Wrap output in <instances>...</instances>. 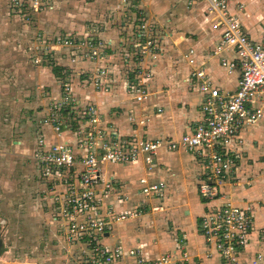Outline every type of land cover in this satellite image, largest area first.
Returning <instances> with one entry per match:
<instances>
[{
  "label": "crops",
  "instance_id": "0c3cea01",
  "mask_svg": "<svg viewBox=\"0 0 264 264\" xmlns=\"http://www.w3.org/2000/svg\"><path fill=\"white\" fill-rule=\"evenodd\" d=\"M67 2L50 0V7L42 12L44 26L40 28L45 33L52 29L51 34L46 33L48 38L52 35L76 39L89 36L88 30L96 28L100 36L109 43V93H93L87 87H82L81 93L90 96L94 105L96 104L97 113L103 121L101 128L106 127V131L117 140H178L183 134L192 131L201 118L203 98L197 90V81L189 79L194 69H203L213 86L221 93L231 94L237 90L240 78L238 57L233 49L222 50L213 55L214 48L220 41L221 30L211 26V16L204 0H133L129 8H125L119 0H76L72 1L73 4L76 3L74 9H69ZM239 4L244 5L242 10L238 9ZM136 7L143 10L146 19L157 21L168 34L162 43L161 57L151 65L153 77L148 82L149 97L140 105L135 104L128 93L133 74L127 71L118 56L123 46V35L133 24V19H128V14L133 16L137 12ZM228 8L232 15L240 18L246 37L253 42L258 41L264 28V0H233ZM15 16L12 20H17V14ZM57 16L59 25L55 24ZM88 21L91 22L87 24ZM6 27L7 32L10 29L17 34L14 39L20 42L19 35L22 31L14 27V22L10 25L7 23ZM21 28L25 32L21 35L26 38V27ZM15 40L4 41L6 56L12 62L21 63L20 54L11 51L13 47H17ZM25 42L26 39L23 44L27 48L29 45ZM188 50L195 52L196 62L193 65L183 58ZM67 52L57 51L48 56L54 63L36 66V69L29 65L30 68L24 70L29 79L28 85L33 87L39 84L50 91L48 95H53L59 91L60 79L65 76V71L77 72L83 69L87 72L100 66V63L89 62L72 65ZM222 59L235 62L238 67L228 74L220 65ZM53 67L61 69L59 75H55ZM30 86L27 88L31 89ZM28 99L27 124L22 126V121H19L20 125L16 126L21 128L15 129L16 132H22L19 133L22 134L19 135L21 138L13 142L16 153L20 156L34 153L36 140L32 138V134L34 136L37 132L45 138L47 144L61 141L73 144L76 139L73 132L65 131L64 134L55 136L49 127L40 124L46 112L41 96ZM16 101L21 107L22 99L18 98ZM130 114L144 115L148 122L142 126L137 122H130ZM242 139L243 144L232 151L235 169L223 184V195L214 201L199 195L198 187L209 177L210 172L205 168L203 160L193 154L160 149L154 157V167L151 170L145 165L143 156L134 162L105 164L104 172L114 181L112 190L101 199V204L114 214L138 212L139 215L111 225L105 232L102 244L120 246L123 250L139 248L145 259L155 260L161 254L177 249L179 241L184 238L190 264H221L213 242L203 236L199 224L202 216L213 206L231 202L239 207H250L252 211V226L248 231L247 244L241 252V263L251 264L256 256H260L264 264V233L261 231L264 229V117L254 125L246 126ZM34 173L36 180L33 190L43 198L42 203H35V213L42 218L52 241L67 253L78 254L76 259H81L79 255H82L83 248L65 241L61 235L60 223L54 219L58 207H61V200L56 198L57 194L46 191L47 184ZM142 178H146L148 183L164 182L162 194L144 196L139 183ZM63 191L60 190L61 193ZM122 264L134 263L124 257Z\"/></svg>",
  "mask_w": 264,
  "mask_h": 264
},
{
  "label": "built area",
  "instance_id": "2783aa9c",
  "mask_svg": "<svg viewBox=\"0 0 264 264\" xmlns=\"http://www.w3.org/2000/svg\"><path fill=\"white\" fill-rule=\"evenodd\" d=\"M204 1L211 16V26L221 30L213 55L222 50H235L240 78L234 93H221L203 69H194L189 79L197 81V90L203 96L201 118L192 131L178 140L134 138L119 141L106 131V127L101 128L103 121L96 104L90 96L81 93L82 87L91 88L98 94L110 91L109 43L96 28H90L89 36L82 39L63 36L48 39L38 35L45 57L63 49L68 51L72 65L100 63L92 71H65L59 91L47 98L46 112L40 124L49 127L55 136L65 131L73 132L76 138L73 144L69 141L47 144L45 138L38 135L37 148L33 153L38 178L47 184L49 193L57 194L59 197H55L61 200V207L54 216L60 223L61 235L70 245L83 248L85 264H122L124 257L133 260L134 264H190L184 238L179 241L177 249L161 254L155 260L145 259L139 248L123 250L120 246L102 244L111 225L139 215L138 212L114 214L101 204V199L112 190L114 181L106 175L103 166L134 162L143 156L145 165L151 170L160 149L193 154L203 160L210 172L198 187L199 195L214 201L223 195V184L235 169L232 151L243 144L244 128L264 117V28L260 39L253 42L246 37L240 18L229 12V3L233 0ZM119 2L129 8L133 0ZM11 7L12 12L25 17L30 11L45 12L50 7V0H13ZM243 7V4L238 5L239 10ZM136 9L133 16L128 14L133 24L123 35V46L118 56L127 71L133 74L128 93L134 103L140 105L149 97L148 82L153 77L151 65L161 57L162 43L168 34L157 21L146 19L141 8ZM194 54V50H188L183 58L193 65L196 62ZM33 63L39 65L41 58L33 59ZM220 65L228 74L238 67L226 59H222ZM74 79H78L77 82ZM128 120L140 126L148 122L144 115L130 114ZM139 183L144 196H160L165 187L164 182L148 183L146 178L140 179ZM60 190H64L63 193ZM251 212L250 207L225 202L213 206L202 216L200 229L203 236L213 242L221 264H242L241 252L252 226ZM261 231L264 233V229ZM251 264H262L261 257L256 256Z\"/></svg>",
  "mask_w": 264,
  "mask_h": 264
},
{
  "label": "rangeland",
  "instance_id": "374dc122",
  "mask_svg": "<svg viewBox=\"0 0 264 264\" xmlns=\"http://www.w3.org/2000/svg\"><path fill=\"white\" fill-rule=\"evenodd\" d=\"M12 1L0 0V264H77V262L85 264L83 255H79L81 259H76L78 254L67 253L66 250L61 249L58 243L52 241L43 225L42 218L38 213H35L34 209L37 202L38 204L43 202V198L41 199L39 193H35L33 190L36 180L34 172L38 174L33 153L30 156H20L14 148L13 142L17 138H21L19 135H22L19 134L22 132H16L15 129L21 128L16 125H20L19 121H22V126L27 124L29 118L27 108L30 99L28 98L33 96L35 99L41 96L44 101L43 109L46 110L47 98L52 96V94L48 95L50 91H46L39 84L33 87L28 85L29 79H27L24 70H28L29 65L35 66L36 69V66L42 67L44 64L54 62L50 57L43 56V50L38 40V35L48 38L46 33L52 32L51 29L45 33L44 29L40 28L44 26L42 12L30 11L26 13L25 17L17 15L19 19L12 20L16 17V12H12ZM66 1L69 2H67L70 6L68 8L74 9L76 3L73 4L72 1L76 2V0ZM85 1L87 2V0ZM58 18V16L55 18V24L59 25ZM8 20L10 21L8 22ZM12 22H14V27L19 28L22 33L23 28L21 27H26L27 36L23 38L21 33L19 35L20 42L14 39L17 34L11 32L12 30L6 31V24L10 25ZM89 22L91 21H88L87 24ZM9 39L15 40L17 47L16 49L13 47L11 51L20 54L21 63L12 62L6 56L7 49L4 48V41L7 42ZM25 39V44L29 45L27 48L23 44ZM59 51H63V49ZM36 58H41L39 65L33 63V59ZM28 86L31 89H28ZM18 98L22 99L20 103L23 107L18 105V101H16ZM38 133H34V136L32 134V138L34 137L36 142L40 135Z\"/></svg>",
  "mask_w": 264,
  "mask_h": 264
},
{
  "label": "trees",
  "instance_id": "16d2710c",
  "mask_svg": "<svg viewBox=\"0 0 264 264\" xmlns=\"http://www.w3.org/2000/svg\"><path fill=\"white\" fill-rule=\"evenodd\" d=\"M53 72L55 73V75H59L61 69H59L58 67H53Z\"/></svg>",
  "mask_w": 264,
  "mask_h": 264
},
{
  "label": "water",
  "instance_id": "95a60500",
  "mask_svg": "<svg viewBox=\"0 0 264 264\" xmlns=\"http://www.w3.org/2000/svg\"><path fill=\"white\" fill-rule=\"evenodd\" d=\"M106 235V234H105Z\"/></svg>",
  "mask_w": 264,
  "mask_h": 264
}]
</instances>
